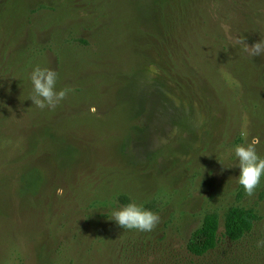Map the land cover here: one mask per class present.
I'll list each match as a JSON object with an SVG mask.
<instances>
[{"label":"rangeland","instance_id":"374dc122","mask_svg":"<svg viewBox=\"0 0 264 264\" xmlns=\"http://www.w3.org/2000/svg\"><path fill=\"white\" fill-rule=\"evenodd\" d=\"M260 37L264 0H0V264H264V177L248 195L229 168L253 136L264 155V55L241 50ZM35 64L68 89L54 109L29 99ZM132 199L151 231L110 219ZM234 206L259 216L236 244Z\"/></svg>","mask_w":264,"mask_h":264},{"label":"clouds","instance_id":"9594fccd","mask_svg":"<svg viewBox=\"0 0 264 264\" xmlns=\"http://www.w3.org/2000/svg\"><path fill=\"white\" fill-rule=\"evenodd\" d=\"M236 43L241 44V41L237 39ZM241 50L248 56L264 55V38L260 37L251 45L243 41ZM28 79L31 85L29 99L32 105L39 109L46 107L54 109L67 95L68 89H57L58 73L52 68L35 64L28 73ZM241 135L245 136L246 133L242 132ZM259 142V137L253 136L250 140L234 145L233 158L235 164L229 167L239 169L236 181L248 195L254 192L264 177V155L257 151ZM110 219L123 229H134L141 232L151 231L159 222V216L156 212L135 199L122 206L112 208ZM261 245H264V241L257 242L258 247Z\"/></svg>","mask_w":264,"mask_h":264},{"label":"trees","instance_id":"16d2710c","mask_svg":"<svg viewBox=\"0 0 264 264\" xmlns=\"http://www.w3.org/2000/svg\"><path fill=\"white\" fill-rule=\"evenodd\" d=\"M125 201L127 198L121 196ZM259 216L252 208L234 206L227 209L223 216L224 232L222 237L236 244L246 239L254 230ZM220 217L216 212L207 213L200 225L191 233L187 252L200 262L209 258L221 242L219 235Z\"/></svg>","mask_w":264,"mask_h":264}]
</instances>
